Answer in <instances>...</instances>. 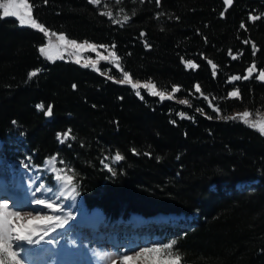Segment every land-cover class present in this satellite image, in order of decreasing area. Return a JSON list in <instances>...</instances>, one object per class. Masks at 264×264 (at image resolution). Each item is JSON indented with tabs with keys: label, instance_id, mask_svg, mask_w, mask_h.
<instances>
[{
	"label": "trees",
	"instance_id": "16d2710c",
	"mask_svg": "<svg viewBox=\"0 0 264 264\" xmlns=\"http://www.w3.org/2000/svg\"><path fill=\"white\" fill-rule=\"evenodd\" d=\"M29 3L50 31L115 44L111 48L132 78L180 91L171 100L146 89L137 95L130 84L109 78L119 74L111 64L101 62L97 70L61 56L50 61L38 51L48 37L3 17L0 9L5 147L15 135L35 165L58 156L71 168L87 208L102 209L110 220L135 213L185 215L165 227L180 264H264V135L238 115L264 111V80L257 78L264 70V0H233L231 6L223 0H160L159 7L154 0H121L131 16L123 26L89 0ZM250 14L261 18L251 21ZM229 50L242 55L233 60ZM181 57L198 67H186ZM253 62L256 71L248 80L229 82L246 75ZM235 89L239 97L229 98ZM232 116L237 119L223 118ZM69 129L71 138L61 143L58 134ZM117 153L124 159L109 171L104 161ZM4 155L17 159L20 153Z\"/></svg>",
	"mask_w": 264,
	"mask_h": 264
},
{
	"label": "rangeland",
	"instance_id": "374dc122",
	"mask_svg": "<svg viewBox=\"0 0 264 264\" xmlns=\"http://www.w3.org/2000/svg\"><path fill=\"white\" fill-rule=\"evenodd\" d=\"M96 6L100 11H108L111 9L116 19L122 20L124 14L130 16V14L121 6V2L117 4L116 0H101L100 4ZM120 8L124 9L123 13L119 12ZM1 12L3 15V9H1ZM117 13H119L118 16L116 15ZM49 32L51 33L53 31L49 30ZM55 33L63 34L67 40H73L68 38L64 33ZM77 42L83 43L85 41ZM49 43L52 45L49 51L53 57L61 56L74 61L79 59L81 64L84 65L87 63L88 66L97 70H101V62H105L117 68L119 74L114 76L115 80L120 81L123 79L124 69L120 64L119 59L117 60L109 54L110 52H115L109 46L107 48L97 47L96 52H93L90 49L77 50L69 47L66 43L60 42L56 36L51 35L48 36L47 43L44 46L47 47ZM89 43L97 46L100 45L93 42ZM99 56L107 57V59L101 60L99 59ZM92 61L96 62L95 67H93ZM117 65H119V67H117ZM121 69L123 71H121ZM103 72L109 75V68L107 67ZM131 79L133 83L138 81L141 84L149 81L134 79L132 76ZM143 89L145 88L141 87L135 90L141 93ZM157 90L163 91L158 87ZM165 93L167 95L170 94L171 91H165ZM174 98L175 94L173 95V99ZM247 119L250 123H264V111L255 114L250 113ZM62 134L60 137L61 139H63ZM17 136L20 137L19 135ZM14 137L15 135L9 137V144L7 147H5L4 141L0 140V202L9 200L8 197L11 194L10 191L18 189L14 186L15 182L20 181L21 191L17 190V192L21 194L19 196L21 197L22 204L17 205L16 202L12 201L9 202L10 208L15 205L16 209L23 213L32 212L33 214L41 213L51 216H60L62 220L66 221L62 228L56 227L55 231H50V235L45 237V240L54 237L56 242L52 245H47L42 241V244L44 245L42 246V249H40L41 254L39 250L40 245H25L29 250L35 249L27 254L29 264H108L105 257L115 256L118 253L132 254L144 248L154 246H161L160 252L145 253L137 259L135 264H157V262H159V264H164L168 258L169 250L162 246L172 241H166L165 237L159 235L158 231L165 227L167 224L166 221L168 220L163 221V219H160L162 221L150 223L141 229L127 227V224L122 226L112 225V223L105 220L102 213L99 215L96 209L89 210L86 208L83 197L74 182L71 168H69L63 160L59 159L58 156H53L55 157L53 163H49L51 158H53L50 157L46 159L42 166L35 165L31 161L30 155L25 149L19 146V142L16 141ZM66 141L67 140H65V142ZM6 151L19 152L20 155L17 159L7 158L3 154ZM115 155L116 154L105 159L104 164L108 165L110 168L111 165L117 164L119 161L114 160ZM53 169L56 170L54 171ZM57 175L61 177H72V183L66 184L63 179L58 181L56 179ZM23 183L27 184L28 191H24ZM41 184L44 185V188H41L39 192H36V185L39 186ZM73 188L75 189L74 192L72 191ZM49 189L51 191H49ZM8 191L9 194L7 195ZM60 192H64V195L61 196L59 194ZM70 192L71 195H69ZM27 193L29 194L27 195ZM37 198L45 199L47 202L58 205L59 211L53 212L51 209L31 203V201ZM159 217L162 216L160 215ZM134 218L137 219V217ZM142 219L144 221L143 217ZM132 223L134 222L132 221ZM47 227L50 230L55 227V225L50 224L47 225ZM118 228H120V230H118ZM114 230L120 231L122 236H119L117 233L114 234ZM34 252L36 253L35 257L33 255Z\"/></svg>",
	"mask_w": 264,
	"mask_h": 264
},
{
	"label": "snow or ice",
	"instance_id": "6c2138e0",
	"mask_svg": "<svg viewBox=\"0 0 264 264\" xmlns=\"http://www.w3.org/2000/svg\"><path fill=\"white\" fill-rule=\"evenodd\" d=\"M45 3H47V0H44ZM101 0H89V3L98 5L100 4ZM121 0H116V3L119 4ZM145 0H140V3H144ZM157 7L160 6V0H154ZM224 4L227 6H231L233 4V0H223ZM34 6L30 5L29 0H0V9H3V17H15L19 21L20 26H27L33 29L38 30L39 32L43 33L45 37L48 36H56L57 39L62 42L66 43L69 47L77 50L82 49H90L93 52H96L97 47L100 48H107V45H95L92 43H89L87 41L83 43H78L75 40H67L66 37L63 34H57L55 32H49V30L41 23H39L35 18H33L32 14V8ZM107 7V5H106ZM225 11H227V8H225ZM120 13L124 12L123 8H120ZM101 15L107 16L109 20H111L113 23H119L121 26H123V23H127L131 16L124 14L122 17V20L116 19L114 17L113 12L111 9L108 11H101ZM117 16L119 13L116 14ZM132 15H135V12L133 11ZM162 15V13H161ZM224 13H221V16H223ZM261 17L258 15H249V20L256 21L259 20ZM240 27L242 29H246V26L244 22H241ZM141 36H144L145 33L141 32ZM245 44L249 43L248 41H244ZM147 46V45H146ZM52 47V45L49 43L48 46H41L39 47L38 51L42 56H45L50 61L53 60V56L50 54L49 49ZM112 48H115V44L111 46ZM256 48L255 45H253V54H255ZM113 58L119 59V57L116 56L115 52L109 53ZM99 55V53H98ZM229 55L232 57L233 60L237 59V55H242V53L233 54L231 50H229ZM62 58V57H58ZM99 59L104 60L107 59V57L99 56ZM76 63H80V60L77 59L75 61ZM181 62L185 63L186 67L190 68H197L198 65L191 61H185L183 57H181ZM95 61H92L93 67H95ZM209 64H212L211 61H208ZM85 67H88V64H84ZM119 67V65H117ZM213 69L216 68L215 64H212ZM256 70V65L253 62V64L246 70L247 74L244 76L234 75L229 78V82L231 81H237V80H248L251 76L253 71ZM121 71H123L121 69ZM38 70L32 71L29 73V79L32 77L37 76ZM215 74V73H214ZM110 79H113V82H119V83H128L130 84L134 89L138 88H145L148 90L149 94L152 96H159L161 100H171L173 99V95L176 92L180 91L179 86H173L171 93L167 94L165 91H158L155 83L152 81H148L147 83L141 84L140 82H132L131 76L126 71H123V79L120 81H116L114 77H109ZM260 80H264V70L259 72V75L257 77ZM75 88L76 86L73 85ZM195 91L200 92V85L196 84ZM137 95H140L139 92L136 93ZM229 98H238L239 97V89H235L234 91L230 92L228 94ZM205 99H208L206 96ZM214 99V98H213ZM179 103L181 104H188V100H180ZM210 107H213L214 111H217L219 113V107L212 105L211 102L209 103ZM38 109L44 110V105H38ZM197 111H203V109H197ZM45 115L51 116L52 115V106L49 105L47 107V110L45 111ZM182 118L185 116L184 113L179 114ZM242 120L243 123L247 124L250 127L257 128L261 135H264V123H250L248 121V118L250 113L248 111L243 112L242 114H238ZM211 118V117H209ZM224 119L229 120H236L237 116L232 117H223ZM15 123V122H14ZM63 139H61V134H58V139H60L61 143H64L65 140H68L71 138V129H69L67 132L62 134ZM133 153H135V150L133 149ZM145 155H148V153H145ZM107 159V158H106ZM124 159L122 155L117 153L114 157L115 161H120ZM55 161V157L51 158L49 163H53ZM62 163V161H61ZM103 163V161H102ZM105 167H109L108 165H105ZM54 171L56 169H53ZM63 171V170H60ZM109 171H112V169L109 167ZM56 179L59 181L63 179L66 184L72 183V177L70 176H64L61 177L57 175ZM41 188H44V185H39L35 191L39 192ZM49 191H51L49 189ZM72 191L74 192L75 189L73 188ZM61 196L64 195V192L59 193ZM71 195V192L69 193ZM31 203L35 205H41L45 208L51 209L53 212L59 211V206L55 205L54 203L47 202L45 199H34L31 201ZM64 223L66 221L62 220L60 216H51L41 213L33 214L32 212L23 213L20 210H17L15 205H13L11 208L9 207V202L4 201L0 202V264H29V261L27 259V254L29 252V249L25 247V245H40L43 241L47 245L54 244L55 238L45 240V237H48L50 235V231H55L56 227L62 228L64 226ZM54 224L55 227L49 228L47 225ZM176 241H172L166 245H163V248H166L169 250L168 258L164 262V264H180L181 262V255L179 253H174V245ZM161 250V246H154L150 248H144L138 252L132 253V254H126V253H118L115 256L111 257H105L108 264H135L138 258H140L145 253H158ZM159 264V262H157Z\"/></svg>",
	"mask_w": 264,
	"mask_h": 264
},
{
	"label": "bare ground",
	"instance_id": "6f19581e",
	"mask_svg": "<svg viewBox=\"0 0 264 264\" xmlns=\"http://www.w3.org/2000/svg\"><path fill=\"white\" fill-rule=\"evenodd\" d=\"M20 185H21V183H20V181H17V182H15V184H14V186H16L18 189H14V190H11L10 192H11V194H10V196L8 197V202H12V201H14V202H16V204L17 205H21L22 204V200H21V197L19 196V195H21V194H19L18 192H17V190H19V191H21L20 189ZM23 187H24V191H28V189H27V184H25V183H23ZM9 194V193H8ZM29 193H27V195H28ZM26 195V194H25ZM97 213L99 214V215H101V212L99 211V210H97ZM133 222H134V224H150V223H157V221L156 220H151V221H147V222H143V219L142 218H139V217H137V219L135 218L134 220H133ZM32 250H35V249H30L29 250V252L30 251H32ZM39 250H40V248H39ZM39 250H37V251H39ZM36 251V252H37ZM35 252L33 253V255H34V257H35ZM40 254H41V250H40ZM40 258H41V256H40ZM34 260H35V258H34Z\"/></svg>",
	"mask_w": 264,
	"mask_h": 264
},
{
	"label": "water",
	"instance_id": "95a60500",
	"mask_svg": "<svg viewBox=\"0 0 264 264\" xmlns=\"http://www.w3.org/2000/svg\"><path fill=\"white\" fill-rule=\"evenodd\" d=\"M143 33H145V31H143ZM52 106V108H53V105H51ZM47 116V115H46ZM52 117V115L51 116H47V118L48 119H50Z\"/></svg>",
	"mask_w": 264,
	"mask_h": 264
}]
</instances>
